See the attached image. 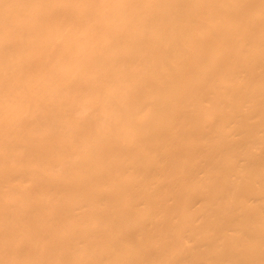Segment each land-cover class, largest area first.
I'll return each instance as SVG.
<instances>
[{
	"label": "bare ground",
	"instance_id": "bare-ground-1",
	"mask_svg": "<svg viewBox=\"0 0 264 264\" xmlns=\"http://www.w3.org/2000/svg\"><path fill=\"white\" fill-rule=\"evenodd\" d=\"M0 264H264V0H0Z\"/></svg>",
	"mask_w": 264,
	"mask_h": 264
}]
</instances>
